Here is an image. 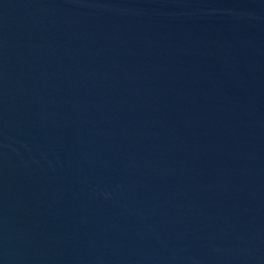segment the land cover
<instances>
[{
    "label": "water",
    "instance_id": "water-1",
    "mask_svg": "<svg viewBox=\"0 0 264 264\" xmlns=\"http://www.w3.org/2000/svg\"><path fill=\"white\" fill-rule=\"evenodd\" d=\"M0 264H264V0H0Z\"/></svg>",
    "mask_w": 264,
    "mask_h": 264
}]
</instances>
